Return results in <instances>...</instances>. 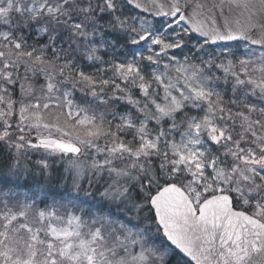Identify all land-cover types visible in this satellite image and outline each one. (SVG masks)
Returning <instances> with one entry per match:
<instances>
[{
    "label": "snow or ice",
    "instance_id": "snow-or-ice-1",
    "mask_svg": "<svg viewBox=\"0 0 264 264\" xmlns=\"http://www.w3.org/2000/svg\"><path fill=\"white\" fill-rule=\"evenodd\" d=\"M0 264H264V0H0Z\"/></svg>",
    "mask_w": 264,
    "mask_h": 264
}]
</instances>
